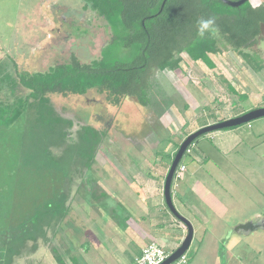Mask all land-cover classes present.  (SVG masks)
I'll list each match as a JSON object with an SVG mask.
<instances>
[{
    "label": "rangeland",
    "instance_id": "374dc122",
    "mask_svg": "<svg viewBox=\"0 0 264 264\" xmlns=\"http://www.w3.org/2000/svg\"><path fill=\"white\" fill-rule=\"evenodd\" d=\"M19 3L22 11L29 13V18L35 23L26 26L29 35L24 39L27 40L30 35L33 37L37 35L38 39L43 38L38 41V46H36V64L21 65V70H46L49 66L52 67L68 60L71 52H74L82 62L93 61L99 57L101 48L109 40L108 30L101 19L94 13L80 12L82 11L80 6L84 4L83 0H50L52 5L45 8V11L47 17H51L53 14L54 18L49 30L47 29L49 33H46V39L42 35L45 23L42 15L43 5L40 7L42 0H0V19L3 20V23L0 24V56L3 55L2 50H5V46L9 44L3 38H7L8 28L16 23L14 19L15 15H18L16 6ZM250 3L257 6L264 4V0H250ZM62 5H69L68 11ZM64 12L66 15H63ZM64 16L67 18L64 19ZM60 20L66 24L72 21L77 27L75 28L76 31L71 35L72 30L67 25H58V28L61 29L56 33V22ZM33 26L36 27L33 28ZM22 45L25 44L22 42ZM251 51L258 53L264 60V29ZM181 58L180 68L175 72L160 73L154 71V76L161 88L173 102L172 107L161 117H157L150 110L143 109L129 100L125 101L120 109H111L106 106L103 97L94 91L82 98H70L62 100V102L53 100L54 108L59 114L64 118L73 120L74 125L70 129L73 133L80 126L87 124L82 120L84 117L78 123L74 120L77 116V109L81 107L92 108L91 119L97 120V123H91L90 127L93 129L91 131H98L92 136L93 138H100L98 144L100 152L97 153L94 162L97 166L104 162L111 163L106 168H102L104 172L116 170L120 176H123L122 171H126L125 164L130 161H137L134 158H139L144 163L153 164L148 168V171L163 166L166 167V173L173 160V153L176 152L179 144L187 135L193 133L192 130L197 125L204 123L207 119H212V117L228 116L232 113L238 114L256 108H264V66L260 72L254 73L241 56L231 50L211 56L213 68H209L200 61L193 62L185 54H182ZM4 76V78H0V89L12 81L11 75L9 77L8 74H5ZM227 83L233 86L240 95H245L246 100L240 101L237 96L230 94L226 87ZM16 94L22 96L25 91L20 89V93L17 92ZM4 97V94H0V99ZM64 104L68 109L60 112L64 108ZM249 124L250 127H248ZM101 128L108 129V134H99L103 132ZM234 130L241 133L238 137L239 145L234 150L227 152L216 149L214 142L209 139L213 132L196 139L192 144L191 154H184L181 160V163L185 164L187 168L183 177L192 178L190 191L186 194L187 199L194 202L193 199L196 195L200 191H204V188H208L210 193L225 206L221 211L217 208L201 207L200 201L195 203L200 213L206 214L208 212L212 219L221 220L223 225L219 230L220 232L207 233L199 248L196 241L191 244L185 254L189 260H192L197 252L192 264H264V230L236 233L234 232L236 226H232L238 220H242V222L246 221L245 219L257 221L258 217L264 216V118L234 127ZM24 131L26 134L21 137L20 144L19 142L13 143L16 140L15 134L0 129V176L3 180L6 177L5 170L10 165L16 166L18 162L35 164L34 161L38 157V149L35 143L37 133ZM86 134H90V131H87ZM71 138L73 141H79L75 134ZM234 141L236 142V140ZM134 146L139 147L141 152H133ZM108 148L113 152H108ZM76 149L80 151L78 146ZM129 150L132 154L127 152ZM74 151L72 150L71 154H68V151L66 154L67 161L65 162L68 165L63 164L67 170L72 166ZM199 153L205 155L203 159H207L200 164L193 160L194 156L199 155ZM80 163L82 165L80 169H82L85 164ZM96 172H98L99 177L102 176V171ZM154 173L157 174V172ZM87 176L94 178L97 175L92 170L87 173ZM155 177L159 181L162 179V176L160 178L159 175ZM56 179L51 180L52 182L62 181L59 187L65 186L66 188L67 183L65 182L67 180ZM81 179L75 178L71 186L72 193L75 192L76 186L83 181ZM163 181L161 180V182ZM194 182L196 185H193ZM80 195L86 198L84 193H80ZM16 201L19 202L20 207H30V201L26 202L25 197L18 195ZM211 202L212 205L215 203V201ZM85 203L89 204L87 201ZM121 204L125 206V209L120 206L115 208L113 219L108 216L107 211L109 210L103 209L102 217L99 216L97 219L98 228L108 237L115 233L111 231L113 228L117 231H125L127 226H130L129 222L137 221L138 215L141 214L142 208L140 210L137 205H132L131 201H122ZM113 206L115 205L112 204ZM177 209L183 213L181 208ZM158 210L160 211V209ZM161 210L168 217L175 218L167 209L165 202ZM192 211H196V209H192ZM80 213H74V217L70 219V225L73 224V227H80L79 225L83 223L84 219ZM127 213L130 214V219L124 223L123 216ZM109 218L113 224L108 220ZM62 228L64 229V223H62L60 230ZM63 231L66 233L65 230ZM47 237L48 242L45 244L40 242L39 249L35 254L18 259L13 264H56L51 248L57 250L65 264H71L65 257L64 246L66 242L64 237L62 238L61 232H58L56 237L48 232ZM216 237L219 238V241L215 239ZM163 239L169 242V238ZM171 246L172 244L166 243V249L169 253H172ZM104 249V246L98 245L99 264L107 261L104 260ZM127 264L135 263L129 262Z\"/></svg>",
    "mask_w": 264,
    "mask_h": 264
},
{
    "label": "trees",
    "instance_id": "16d2710c",
    "mask_svg": "<svg viewBox=\"0 0 264 264\" xmlns=\"http://www.w3.org/2000/svg\"><path fill=\"white\" fill-rule=\"evenodd\" d=\"M83 1L80 12L94 13L104 22L110 36L99 57L82 62L71 52L68 60L46 71L20 72L17 79L11 78L0 90L5 95L0 99V129L15 134L13 143L20 144L26 134L24 130L36 132L38 149L34 165L16 162V166L10 165L5 170L4 180L0 176V264H13L35 254L40 242H48V232L56 237L69 213L66 203L74 178L91 167L99 151L100 138L92 136L98 131H91L90 127L92 122L97 123L91 119L92 108L77 109L74 120L78 123L84 117L82 120L87 124L73 133L70 131L73 120L61 116L53 100L82 98L94 91L111 109L118 110L129 100L161 117L173 102L161 88L154 71L175 72L180 68L182 54L213 68L210 57L231 50L254 73L264 66L259 54L251 51L264 29V4L253 6L249 1L235 8L220 0ZM202 17L215 18L219 28L216 36L197 35L196 24ZM56 23V33L61 29L58 25H67L71 35L77 28L61 20ZM226 87L238 100H246L230 84ZM18 89L25 94L17 96ZM66 109L65 105L60 112ZM101 129L103 132L99 134H108V129ZM73 134L79 141L72 140ZM72 150L68 172L63 163L68 165L66 154ZM80 162L85 164L83 170ZM54 178L67 180L66 188L59 187L62 181L52 182ZM174 180L175 177L172 184ZM18 195L30 201V207H20L16 201ZM50 250L56 264H65L57 250ZM65 253L68 254L67 250Z\"/></svg>",
    "mask_w": 264,
    "mask_h": 264
},
{
    "label": "crops",
    "instance_id": "0c3cea01",
    "mask_svg": "<svg viewBox=\"0 0 264 264\" xmlns=\"http://www.w3.org/2000/svg\"><path fill=\"white\" fill-rule=\"evenodd\" d=\"M50 5H52L50 0H42L40 5V7L42 6V15L45 20L42 31V35L45 36V39L47 37L46 33L48 32L49 26L52 24L54 18L53 14H51V17H47L48 15H46L45 8ZM63 7H65L68 11L69 5H64ZM16 13H18V15H15L14 19L16 23L12 27L8 28L7 38H3L4 41L9 42V44L5 46V50H2L3 55L0 56V74H2L0 78H4V75L8 74L9 77L10 75L12 76V80L17 79L20 72H37L35 70H21V65L24 66L25 64H28V66H30L31 64H36V46H38V41L43 39H38L37 35L34 37L30 35L27 40L24 39L27 35H29V31L26 26L35 23L31 18H29V13H24V10L22 11L20 3L16 6ZM63 15H66L65 12ZM66 18L67 16H64V19ZM2 23L3 20L0 19V24ZM69 24H73V22L71 21ZM35 27L36 26H33V28ZM50 31H52V29H50ZM22 42L25 45H22ZM48 68H46V70ZM17 92L20 93V89H18ZM13 98L14 97L12 96L9 97L10 100H13ZM236 116L237 113H232V115L228 116L212 117V119H207L204 123L197 125L192 132H195L207 125L214 124L216 121L227 120ZM248 127H250V124ZM240 134L241 133L238 132V130L234 129L227 131L222 130L211 134L209 139L214 142L216 149L230 152L239 145L240 140H238V137ZM234 140H236L237 143ZM133 148V152H139L141 150H139V147L137 146H134ZM107 151L113 152L110 148H108ZM127 152L131 153L130 150ZM204 157V154L199 153V155L194 156L193 160L195 163L200 164L202 161L207 160L203 159ZM134 159L137 161H130L125 164L126 171H122L123 176H120L116 170H108L104 172V169L102 168H106L107 165L111 164L106 162L101 165L98 164V166L95 164L96 162H93L89 169L83 171L81 175L75 176L76 179L82 178L81 180L84 182L81 181L80 185L76 186L75 192L72 193L70 191V195L66 203L69 213L63 222L64 229L62 228V230L59 231V233L61 232L62 238L64 237V241L66 242V245L64 244V252L67 250L68 254L65 253V257L71 264L74 261H76L77 264H99V253L97 250L98 245L101 247L104 246L105 248L103 254L104 260L107 261L103 262V264H127L129 262L135 263V260L139 257L142 248L152 242L163 246L166 251V243H170V245L172 244V252H174L183 242L187 234L186 227L175 218L172 219L168 217L165 212L161 210L163 203L165 202L163 196L164 181L161 182V180H165L164 177L167 174V172L165 173L166 167L161 166L159 169L152 168L148 171V168L153 164L150 165L147 162L144 163L143 160L139 158ZM92 170H94L95 175H97L94 178L87 176V173ZM98 170L102 171V176L100 177L98 176V172H96ZM154 172H157V174ZM156 175H159V177L162 176V179L159 181V179L155 177ZM191 179L192 178L190 177L186 178L182 175L180 179L173 182L174 184H172L171 190L172 201L177 212L183 216L192 227L193 237L191 244L196 241L199 248L203 244L206 234H210L214 231L220 232L219 230H221L223 223L221 220L212 219L211 214L208 212L206 214L200 213L197 210L195 203L200 201L201 207H211L213 209L217 208L221 211L225 206L210 193L208 188H204V191H200V193L193 199L195 200L194 202L192 200H188L186 194L190 191ZM193 185H196V182H194ZM82 187L84 189H81ZM80 193H84L86 198L80 195ZM126 200L131 201L132 205H137L140 210L142 208L141 214L138 215L139 219L137 221H130L129 223L131 227L127 226L128 230L117 231V229L114 230L113 228L111 231H114L115 233L109 235V237L106 236L104 232L98 228L96 223L98 222V217H102L101 213L103 210H109L107 211L108 216L113 219V217H115V208L120 206L125 209V206L122 205L121 202H125ZM85 201L89 204H86ZM211 201H215V203L212 205ZM112 204L115 206L112 207ZM177 208H181L184 214L180 213ZM158 209H160V211ZM192 209H196V211H192ZM76 212H81L80 215L84 219L83 223L79 225L81 228L75 226L73 227V224L70 225V219L74 217V213ZM129 216V213L123 216L125 219L124 223L130 219ZM219 217H221V215H219ZM111 218L108 220L112 223ZM245 220L246 221L243 222L242 220H238L232 226H238L246 222L255 221L253 219ZM63 230H65L66 233ZM70 234L72 235L70 236ZM62 238L61 240L63 241ZM163 238H169V242ZM215 239L219 241V238L216 237ZM79 252L82 254H79ZM196 256L197 252L195 253V257ZM195 257L192 260L188 259L187 264H192Z\"/></svg>",
    "mask_w": 264,
    "mask_h": 264
},
{
    "label": "water",
    "instance_id": "95a60500",
    "mask_svg": "<svg viewBox=\"0 0 264 264\" xmlns=\"http://www.w3.org/2000/svg\"><path fill=\"white\" fill-rule=\"evenodd\" d=\"M223 4H226L231 7H239L246 2H249L250 0H238V1H231V0H220ZM264 118V108H256L253 110H250L242 115L223 120L211 125H207L205 127H202L198 129L197 131L189 134L179 145L176 154L171 162V165L167 171V174L165 176L164 180V188H163V196H164V201L167 209L169 212L178 220L180 221L187 229V234L183 240V242L180 244V246L171 254H169L168 258L162 263V264H171L175 262L180 256L185 254L187 250L189 249L191 242H192V237H193V231L190 223L183 217L181 216L177 210L174 207L173 201H172V192H171V186H172V181L174 178V174L176 172V169L181 162L186 149L199 137L202 135L216 132V131H222L226 130L229 128H234L241 126L243 124L250 123L252 121H255L257 119ZM262 229L264 230V227L259 226L258 223L255 221H250L246 222L244 224H240L234 228V232L239 233L240 231H246L248 233Z\"/></svg>",
    "mask_w": 264,
    "mask_h": 264
},
{
    "label": "built area",
    "instance_id": "2783aa9c",
    "mask_svg": "<svg viewBox=\"0 0 264 264\" xmlns=\"http://www.w3.org/2000/svg\"><path fill=\"white\" fill-rule=\"evenodd\" d=\"M192 144L186 149L185 153L190 154ZM186 171L185 165L182 163L179 165L175 172V180L181 178L183 173ZM169 256V253L164 249L163 246L157 243H150L142 248L139 257L135 260V264H162ZM188 258L186 254L180 256L175 262L171 264H187Z\"/></svg>",
    "mask_w": 264,
    "mask_h": 264
},
{
    "label": "clouds",
    "instance_id": "9594fccd",
    "mask_svg": "<svg viewBox=\"0 0 264 264\" xmlns=\"http://www.w3.org/2000/svg\"><path fill=\"white\" fill-rule=\"evenodd\" d=\"M197 35L200 38H207L216 36L219 32V28L216 24L214 17L200 18L196 24Z\"/></svg>",
    "mask_w": 264,
    "mask_h": 264
},
{
    "label": "flooded vegetation",
    "instance_id": "af4514ba",
    "mask_svg": "<svg viewBox=\"0 0 264 264\" xmlns=\"http://www.w3.org/2000/svg\"><path fill=\"white\" fill-rule=\"evenodd\" d=\"M261 218L260 219L258 218L256 222L259 224V226H261V227L263 226L264 227V216L261 217ZM243 232H246V231H243Z\"/></svg>",
    "mask_w": 264,
    "mask_h": 264
}]
</instances>
